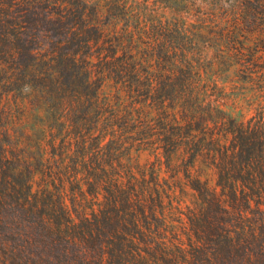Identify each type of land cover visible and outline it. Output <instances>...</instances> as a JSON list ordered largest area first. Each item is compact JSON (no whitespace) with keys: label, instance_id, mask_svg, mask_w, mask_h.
I'll return each instance as SVG.
<instances>
[{"label":"trees","instance_id":"trees-1","mask_svg":"<svg viewBox=\"0 0 264 264\" xmlns=\"http://www.w3.org/2000/svg\"><path fill=\"white\" fill-rule=\"evenodd\" d=\"M0 90V264H264V0H0Z\"/></svg>","mask_w":264,"mask_h":264},{"label":"rangeland","instance_id":"rangeland-1","mask_svg":"<svg viewBox=\"0 0 264 264\" xmlns=\"http://www.w3.org/2000/svg\"><path fill=\"white\" fill-rule=\"evenodd\" d=\"M1 91V90H0ZM200 174H201V177H205L209 184L210 185H214V182H215V173L213 170H209V169H206V168H203V167H200Z\"/></svg>","mask_w":264,"mask_h":264}]
</instances>
